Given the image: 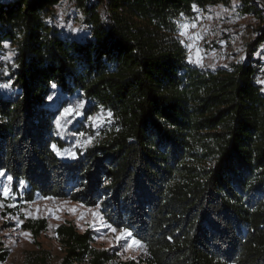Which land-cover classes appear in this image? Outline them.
<instances>
[{
  "label": "trees",
  "instance_id": "obj_1",
  "mask_svg": "<svg viewBox=\"0 0 264 264\" xmlns=\"http://www.w3.org/2000/svg\"><path fill=\"white\" fill-rule=\"evenodd\" d=\"M232 1L0 0V171L19 199L100 204L148 248L117 264H264L263 10L237 0L262 21L242 62L201 67L181 35L196 7ZM81 102L80 132L95 112L108 121L66 159L51 147L62 141L54 121ZM28 227L38 236L47 223ZM57 233L61 264H113L90 231ZM9 253L0 241V261Z\"/></svg>",
  "mask_w": 264,
  "mask_h": 264
},
{
  "label": "rangeland",
  "instance_id": "obj_2",
  "mask_svg": "<svg viewBox=\"0 0 264 264\" xmlns=\"http://www.w3.org/2000/svg\"><path fill=\"white\" fill-rule=\"evenodd\" d=\"M256 3L264 13V0H256ZM238 8L239 2L233 0L229 7L220 6L214 11H200L193 19H183L182 26L192 23L196 25L190 27L182 35L189 53H191L192 63L197 64V59H194L193 56L195 49L200 50L202 57L200 63L204 67L224 66L232 62L246 60L247 44L257 37L262 21L256 15L244 14ZM56 10L64 27L73 24V20L69 18L75 12L73 3L65 2ZM209 17L211 18L209 19ZM206 24L212 26L213 29L208 32L207 36L205 33L202 38H198L201 36V31L196 34V28L200 30V27ZM190 34L193 37H189ZM197 41L201 43L198 45ZM254 58L261 62V73L264 75V44L259 47ZM262 85L264 87V82ZM77 104L79 103L70 106ZM84 108L83 104V108L79 109L80 115L70 114L67 118L62 119L60 128L54 121L55 130L62 140L60 145H56V151L58 150V155L66 159L74 158L71 155L72 152L77 155L78 152L85 151L96 144L100 138V129L108 121L105 113L95 112L85 117L83 126L87 130L80 132L76 128L79 125L78 120H83ZM94 116L99 117V120L90 119ZM81 133L83 135H80ZM89 138H91L90 142ZM5 188L9 189L8 196L3 194ZM19 197L12 190L10 180L5 176H0V241L3 243V247L10 251L7 259L0 261V264H61L65 256V249L60 242L57 228L65 223L74 225L81 233L90 231L93 236V246L109 250L114 258L113 264L128 259L146 260L149 258L147 246L134 235L132 230L128 229L136 239L142 241L146 248L135 246L127 248L123 247L124 240L116 241L115 237L119 235V231L125 228H119L106 219L102 214L100 204L97 205L99 207L88 206L71 198L43 197L41 195L32 201L22 200ZM93 211L100 213L103 223L100 216L92 214ZM43 219L46 220L47 227L36 236L28 225ZM107 225L116 228L117 232L113 233ZM45 257H47L46 262H43ZM82 264L90 263L85 261Z\"/></svg>",
  "mask_w": 264,
  "mask_h": 264
},
{
  "label": "snow or ice",
  "instance_id": "obj_3",
  "mask_svg": "<svg viewBox=\"0 0 264 264\" xmlns=\"http://www.w3.org/2000/svg\"><path fill=\"white\" fill-rule=\"evenodd\" d=\"M210 18L211 17H209V19ZM195 26H196L195 23H192V24H184L182 26V29L183 30L181 32V35H184L188 31V29L190 27H195ZM74 30H77L78 31L79 29H74ZM198 38H202V36H198ZM189 47H192V46L189 45ZM189 60L191 62V57H189ZM201 60H202V57L200 56V50L198 49L197 50V62L200 63ZM201 66H203L202 63H201ZM211 66L212 67H215V65H211ZM2 87L7 88V87H9V85L5 84ZM49 99H51V97H49ZM81 108H83V103L82 102L79 103V104H77V105H75V106H69V107L65 108L63 110V112L60 114V116L57 117V119L55 121L57 127L60 128L62 126L61 125V120L67 118L70 114L80 115L81 113H80L79 109H81ZM111 115H112V113L109 112L108 113V116L110 117ZM90 119H93V120H97L98 121L99 120V117H95L94 116V117H91ZM80 135H83V134L81 133ZM90 140H91V138H89V142H90ZM51 147L54 150L56 149V145L55 144H53ZM58 154H59V151H58ZM71 155L73 157H75L76 153L75 152H72ZM3 175H4V173L2 171H0V176H3ZM7 178H8V180H12L13 179L11 176H8ZM3 194H4V196H8L9 195V189L8 188H5L4 191H3ZM97 207H99V206H97ZM90 211H92V210L90 209ZM92 214L94 216H100V213L98 211H93ZM100 219H101V222L103 223V217L102 216H100ZM107 227L113 233H116L117 232V229L114 228V227H112L111 225H107ZM25 235H28V234H25ZM115 239H116L117 242H119L120 240H124L125 241V244L123 245V247L131 248V247L135 246V247H139V248H146V246L143 245L142 241L136 239L135 236L133 235V233L131 231H129L127 228L120 230L119 231V235H117L115 237Z\"/></svg>",
  "mask_w": 264,
  "mask_h": 264
},
{
  "label": "crops",
  "instance_id": "obj_4",
  "mask_svg": "<svg viewBox=\"0 0 264 264\" xmlns=\"http://www.w3.org/2000/svg\"><path fill=\"white\" fill-rule=\"evenodd\" d=\"M220 6H223V5H217V6H213V7H210V8H207V9H203V8H200V7H196L195 9H196V11H197V14H198V12H200V11H214V9H218V8H220ZM187 19V18H186ZM188 21V20H187ZM213 28H212V26H210L209 24H206V25H202V27H200V30H199V28L197 29L196 28V34H197V32L198 33H200V31H201V36H203V35H205V33H206V36L208 35V32L210 31V30H212ZM182 32V31H181ZM194 35V34H193ZM195 36V35H194ZM189 37H193L191 34H190V36ZM197 50L198 49H195V53L193 54V56H194V59L196 58L197 59ZM190 54L191 53H189V57H190ZM197 64H200L199 66H201V63H198L197 62ZM264 88V87H263Z\"/></svg>",
  "mask_w": 264,
  "mask_h": 264
},
{
  "label": "built area",
  "instance_id": "obj_5",
  "mask_svg": "<svg viewBox=\"0 0 264 264\" xmlns=\"http://www.w3.org/2000/svg\"><path fill=\"white\" fill-rule=\"evenodd\" d=\"M201 42L200 41H197V44L199 45ZM256 81L258 82V83H261V84H263V82H264V75L261 73V74H259L258 76H257V78H256Z\"/></svg>",
  "mask_w": 264,
  "mask_h": 264
}]
</instances>
